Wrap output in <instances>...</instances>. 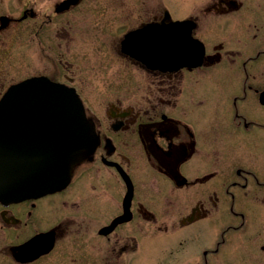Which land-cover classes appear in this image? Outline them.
<instances>
[{
  "label": "flooded vegetation",
  "instance_id": "obj_1",
  "mask_svg": "<svg viewBox=\"0 0 264 264\" xmlns=\"http://www.w3.org/2000/svg\"><path fill=\"white\" fill-rule=\"evenodd\" d=\"M176 21L201 63L149 67V27ZM33 78L78 95L96 146L0 200V264H264V0H0V100Z\"/></svg>",
  "mask_w": 264,
  "mask_h": 264
},
{
  "label": "water",
  "instance_id": "obj_2",
  "mask_svg": "<svg viewBox=\"0 0 264 264\" xmlns=\"http://www.w3.org/2000/svg\"><path fill=\"white\" fill-rule=\"evenodd\" d=\"M182 25L172 22L169 40L162 38L165 31L161 26L149 27L153 37L147 48L149 67L177 69L201 63L203 51L195 54L181 45L178 32ZM23 106L33 107L23 111ZM22 115L26 121L41 123L36 138L27 142L25 157H19L18 150L10 151L13 141L5 142V132L14 125L18 128ZM94 137L83 104L74 92L46 78L12 86L0 100V200H16L23 193L20 185L28 186L27 191L38 196L67 185L73 167L93 152Z\"/></svg>",
  "mask_w": 264,
  "mask_h": 264
},
{
  "label": "rangeland",
  "instance_id": "obj_3",
  "mask_svg": "<svg viewBox=\"0 0 264 264\" xmlns=\"http://www.w3.org/2000/svg\"><path fill=\"white\" fill-rule=\"evenodd\" d=\"M174 9L178 8V5H174ZM176 13V11H175ZM262 252H233V259L231 264H261L260 259ZM259 260V262L256 260Z\"/></svg>",
  "mask_w": 264,
  "mask_h": 264
}]
</instances>
